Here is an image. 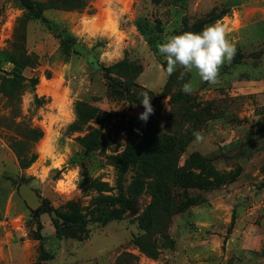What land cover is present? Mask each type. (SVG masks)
Wrapping results in <instances>:
<instances>
[{
	"label": "rangeland",
	"instance_id": "374dc122",
	"mask_svg": "<svg viewBox=\"0 0 264 264\" xmlns=\"http://www.w3.org/2000/svg\"><path fill=\"white\" fill-rule=\"evenodd\" d=\"M23 6L0 0V264H264V0H87L41 18ZM216 21L236 48L220 83L195 70L167 75L157 45ZM143 93L154 108L147 123L138 118ZM139 133L181 138L179 165L204 162L197 183L209 188H177L190 203L157 216L154 257L135 243L147 186L120 220L89 222L82 239L58 238L56 210L68 202L90 210L92 181L116 196L115 164ZM138 172L122 175L127 194ZM21 184L41 200L37 210L20 198Z\"/></svg>",
	"mask_w": 264,
	"mask_h": 264
},
{
	"label": "trees",
	"instance_id": "16d2710c",
	"mask_svg": "<svg viewBox=\"0 0 264 264\" xmlns=\"http://www.w3.org/2000/svg\"><path fill=\"white\" fill-rule=\"evenodd\" d=\"M86 1L56 0L55 3L45 4L34 2V0H21L23 7L35 18H41L42 11L46 8L79 9ZM61 47L66 51L71 49L68 41L62 42ZM4 85L5 83H3ZM141 133L128 138L126 150L122 153L120 161L115 164L119 173L116 196L103 194L106 191L103 189L105 184L97 180L92 181L89 188L95 190L97 196L93 198L90 210L88 209L84 213V208L74 202H68L62 211L56 210V215L63 221V224H59L57 220L52 219L58 238L82 239L89 222L106 224L111 220H120L126 211L134 206L136 197L141 191L139 187L147 186L151 192V203L139 222L143 228L144 236L136 238L135 243L143 253L149 257H154L155 250H153L154 247L151 244L150 237H152V230L155 227H161L156 220L157 216H168L173 213L171 210L182 208V206L190 203L189 199L186 198L187 196L182 199L184 192L177 193V188H181L183 191L190 188H209L210 185L207 184L209 182L205 183V188L198 186L197 183V181H200V176L203 175L204 162L193 158L191 163L189 161V164L179 165V156L175 152H183L184 142L180 141L181 138L176 140L175 134H171L170 137L147 138L142 137ZM95 144L99 143L96 141ZM168 153H174V155L167 157ZM35 159L34 154L30 155L29 158L21 159V167H28ZM134 166L140 167L141 172L136 174L135 180L133 179L134 183L130 187L131 194H127L121 185L120 179L128 167ZM144 179L146 180L145 183ZM88 216L89 218H87ZM41 260L42 258H38L28 264H41Z\"/></svg>",
	"mask_w": 264,
	"mask_h": 264
},
{
	"label": "clouds",
	"instance_id": "9594fccd",
	"mask_svg": "<svg viewBox=\"0 0 264 264\" xmlns=\"http://www.w3.org/2000/svg\"><path fill=\"white\" fill-rule=\"evenodd\" d=\"M226 25L220 21L205 25L199 32L184 31L180 34L167 36L165 41L157 45L158 52L166 60V73L171 76L178 68L184 72L195 70L200 80L209 85L220 83V69L225 63H231L236 48L228 38ZM183 76V73H182ZM182 91L190 94L194 91L191 81L182 85ZM141 105L144 111L139 119L147 123L154 108L152 97L142 94ZM196 142L203 139L200 132L193 133Z\"/></svg>",
	"mask_w": 264,
	"mask_h": 264
},
{
	"label": "water",
	"instance_id": "95a60500",
	"mask_svg": "<svg viewBox=\"0 0 264 264\" xmlns=\"http://www.w3.org/2000/svg\"><path fill=\"white\" fill-rule=\"evenodd\" d=\"M18 194L29 209L35 211L41 206V200L35 195V192L25 184L18 187Z\"/></svg>",
	"mask_w": 264,
	"mask_h": 264
}]
</instances>
